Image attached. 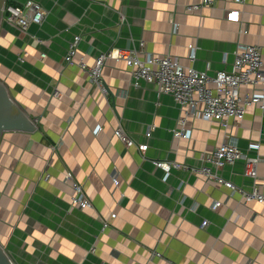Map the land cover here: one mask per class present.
<instances>
[{
  "label": "crops",
  "instance_id": "1",
  "mask_svg": "<svg viewBox=\"0 0 264 264\" xmlns=\"http://www.w3.org/2000/svg\"><path fill=\"white\" fill-rule=\"evenodd\" d=\"M24 1L0 0V81L35 127L0 135V244L15 264H264V202H244L193 172L224 141L223 128L190 115V136L175 137L184 113L171 95L151 82L134 86L123 60L103 67L109 92L78 66L140 43V58L169 55L185 66L196 48L194 67L210 77L229 70L247 44L258 45L264 61V0H214L198 11L185 7L201 0H35L45 18L23 29L7 21L5 5ZM227 11H239V19H227ZM75 36L74 63H67ZM245 93L252 88L242 86ZM119 125L136 145L115 135ZM229 134L258 157L264 193V111L249 105ZM143 143L146 151L138 149ZM155 159L186 168L166 175ZM243 169L239 159L219 172L249 191ZM67 171L93 208L72 204ZM214 201L221 203L212 208Z\"/></svg>",
  "mask_w": 264,
  "mask_h": 264
},
{
  "label": "built area",
  "instance_id": "2",
  "mask_svg": "<svg viewBox=\"0 0 264 264\" xmlns=\"http://www.w3.org/2000/svg\"><path fill=\"white\" fill-rule=\"evenodd\" d=\"M237 1L244 2V0ZM213 4L214 0H201L199 3L187 5L185 8L187 11H198L204 6ZM5 11L7 12V21L11 25L23 29H27L31 22L41 23L45 18V11L35 0H26L20 5L7 4ZM226 14H228L227 19H235V21L239 19V11H227ZM79 40V36H75V40L71 43L66 56L67 63H74L73 56L76 53ZM142 47L143 43H140L139 47L109 50L98 57L94 66L89 67L82 60L78 62V66L88 73L94 84L106 92L102 79V70L106 61L110 58L123 60L129 69L134 86H138L142 81L151 82L156 85L160 94L171 95L184 113L177 119V126L172 130L175 137L190 136V130L186 129L187 116L190 115H198L203 119L218 123L224 130V141L212 153L203 155L201 166L194 168L193 172L225 185L232 194L239 193L240 199L244 202L256 200L263 203L264 193L260 192L258 187L260 180L257 172L258 157L244 153L240 149L237 139L232 138L229 134L230 121L242 119L249 105L257 104L259 109L264 111V61L261 56V48L255 44L242 46L229 70H219L213 77H210L206 71H200L194 67L197 58L196 48H193L189 55L191 64L185 66L169 55L148 54L145 58H140L139 52ZM211 81L214 83L213 88L208 86ZM242 86L251 87L252 93L241 95L240 88ZM200 103L202 109L199 110L197 106ZM115 135L128 147L136 145L134 139L130 138L120 125L115 129ZM147 136H150V132H147ZM137 146L141 151H146L148 148L147 143ZM253 146L257 148L258 145L253 144ZM52 148L58 149V144ZM239 159L244 161V177L249 178L252 182V188L249 191L225 179L219 172L225 164H232ZM153 164L162 169L166 175L173 168H186L185 165L175 161L162 159L153 160ZM210 165L215 168L212 169ZM111 177L114 184L117 185L116 172L113 171ZM63 182L71 185L74 191L71 199L73 205L79 209L93 208L83 185L71 171H67ZM220 203V201H214L212 208L218 207ZM115 216L114 213L110 215L111 218H115ZM102 221L103 229L109 227V219ZM207 223L208 221L204 220L202 226H206ZM167 264L178 263L168 260Z\"/></svg>",
  "mask_w": 264,
  "mask_h": 264
},
{
  "label": "water",
  "instance_id": "3",
  "mask_svg": "<svg viewBox=\"0 0 264 264\" xmlns=\"http://www.w3.org/2000/svg\"><path fill=\"white\" fill-rule=\"evenodd\" d=\"M105 89L108 87L103 83ZM27 129L33 130L35 127L23 116V114L13 105L7 89L0 81V135L7 129ZM0 264H15L7 255L5 248L0 244Z\"/></svg>",
  "mask_w": 264,
  "mask_h": 264
},
{
  "label": "rangeland",
  "instance_id": "4",
  "mask_svg": "<svg viewBox=\"0 0 264 264\" xmlns=\"http://www.w3.org/2000/svg\"><path fill=\"white\" fill-rule=\"evenodd\" d=\"M5 251H6L7 255H8V256L13 260V262L15 263V261H14L12 255H11L6 249H5Z\"/></svg>",
  "mask_w": 264,
  "mask_h": 264
}]
</instances>
